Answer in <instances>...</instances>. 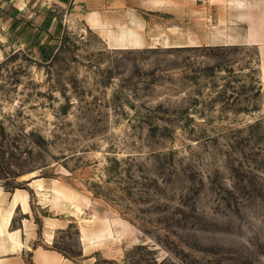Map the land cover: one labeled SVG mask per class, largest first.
<instances>
[{
	"label": "rangeland",
	"instance_id": "374dc122",
	"mask_svg": "<svg viewBox=\"0 0 264 264\" xmlns=\"http://www.w3.org/2000/svg\"><path fill=\"white\" fill-rule=\"evenodd\" d=\"M58 43L0 62V186L117 220L123 254L95 264H264L256 47L111 49L75 20ZM76 221L53 243L74 259Z\"/></svg>",
	"mask_w": 264,
	"mask_h": 264
},
{
	"label": "crops",
	"instance_id": "0c3cea01",
	"mask_svg": "<svg viewBox=\"0 0 264 264\" xmlns=\"http://www.w3.org/2000/svg\"><path fill=\"white\" fill-rule=\"evenodd\" d=\"M74 20L93 29L111 49L255 46L264 93V0H0V62L17 51L36 59L49 55L66 23ZM37 180H30L31 192L0 186V264H27L28 258L31 264H95V256L123 254L117 220L98 216L82 222L87 197L74 194L70 200L76 205L69 210L54 206L38 191ZM35 195L40 207L54 211L53 217L42 216L41 224ZM68 217L77 220L78 259L53 247Z\"/></svg>",
	"mask_w": 264,
	"mask_h": 264
},
{
	"label": "trees",
	"instance_id": "16d2710c",
	"mask_svg": "<svg viewBox=\"0 0 264 264\" xmlns=\"http://www.w3.org/2000/svg\"><path fill=\"white\" fill-rule=\"evenodd\" d=\"M27 264H31L30 258L27 259Z\"/></svg>",
	"mask_w": 264,
	"mask_h": 264
}]
</instances>
